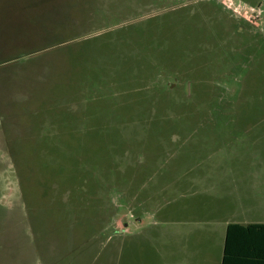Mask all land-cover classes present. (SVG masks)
<instances>
[{
	"label": "rangeland",
	"instance_id": "374dc122",
	"mask_svg": "<svg viewBox=\"0 0 264 264\" xmlns=\"http://www.w3.org/2000/svg\"><path fill=\"white\" fill-rule=\"evenodd\" d=\"M229 222H264V0H0V264H215Z\"/></svg>",
	"mask_w": 264,
	"mask_h": 264
},
{
	"label": "trees",
	"instance_id": "16d2710c",
	"mask_svg": "<svg viewBox=\"0 0 264 264\" xmlns=\"http://www.w3.org/2000/svg\"><path fill=\"white\" fill-rule=\"evenodd\" d=\"M222 264H264V223H230Z\"/></svg>",
	"mask_w": 264,
	"mask_h": 264
},
{
	"label": "crops",
	"instance_id": "0c3cea01",
	"mask_svg": "<svg viewBox=\"0 0 264 264\" xmlns=\"http://www.w3.org/2000/svg\"><path fill=\"white\" fill-rule=\"evenodd\" d=\"M230 223H234V222H229L227 223V225L225 226V229H224V235H223V240L222 242H220L219 246H218V249H217V259H216V263L215 264H222V259H223V254H224V248H225V242H226V231H227V227ZM238 223H242V222H238ZM249 223H264V222H245V223H242V224H249ZM126 227V225H125ZM124 227V228H125ZM123 228V229H124ZM121 229V230H123ZM203 244V243H201ZM201 244H199L198 247H194V248H191L192 250H195V249H200V246ZM198 255V252H194L192 251V253H190V259L193 258V257H196L197 258H206L207 257V254H205L204 252H202L199 256Z\"/></svg>",
	"mask_w": 264,
	"mask_h": 264
}]
</instances>
